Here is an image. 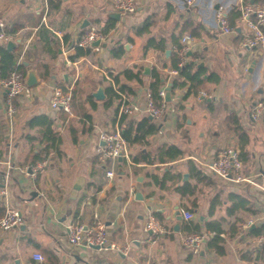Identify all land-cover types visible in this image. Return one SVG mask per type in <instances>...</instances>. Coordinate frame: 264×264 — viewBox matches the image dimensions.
Here are the masks:
<instances>
[{"label":"crops","instance_id":"obj_1","mask_svg":"<svg viewBox=\"0 0 264 264\" xmlns=\"http://www.w3.org/2000/svg\"><path fill=\"white\" fill-rule=\"evenodd\" d=\"M248 1L264 5V0ZM244 2L198 0L188 6L182 0H138L137 11L118 20L107 16L117 12L112 0H51L44 20L43 0H0V17L15 31L12 51L18 64L25 67V76L33 68L39 78L29 94L15 100L13 119L6 114L7 89L0 84V204L5 213L19 210L25 221L10 231L0 230V264L264 263V257L256 259L262 242L250 234L251 226L243 228L248 221L257 226L264 222V114L257 119L251 115L252 107L264 99V50L243 45L247 29L233 12ZM220 8L234 28L231 34L221 32L216 19ZM187 20L197 23L196 35ZM147 22V31L139 33ZM92 28L107 31L106 46L72 59L73 45ZM183 36L191 38L188 61L218 80L206 81L197 94L188 96V88H172L169 107L175 111L156 120L144 112L152 72L156 68L162 73L165 86L172 82L170 58L178 48L174 40L182 44ZM150 39L164 40L165 48L147 47ZM7 43L0 45L7 48ZM118 47L124 52L115 55ZM125 69L141 71L142 82L121 75L117 83L112 74ZM122 84L132 88L126 93L141 107L126 116V122L148 117L158 131L144 143H129L130 160L119 158L107 166L99 154L101 133L122 126L120 97L111 99L107 90ZM67 85L74 86L71 114L50 104L54 89ZM101 85L106 97L97 99L93 93ZM44 115L53 121L57 149L33 174L32 167L42 163L33 160L45 146V126L38 120ZM164 144L177 145L183 156L162 163L134 162L141 152L156 157ZM227 147L240 151L244 175L254 184L230 182L203 167ZM8 163L13 166L10 177L5 176ZM108 168L114 169L113 178L107 177ZM78 180L83 183L74 198ZM137 192L143 199L136 198ZM178 210L191 211L206 236L198 252L183 244L191 232L184 218L177 219ZM151 215L161 225L157 234L145 230ZM211 221L225 231L224 254L207 246ZM71 222L104 224L112 246L100 250L70 244L66 228ZM35 253L43 254L45 261L35 260Z\"/></svg>","mask_w":264,"mask_h":264},{"label":"built area","instance_id":"obj_2","mask_svg":"<svg viewBox=\"0 0 264 264\" xmlns=\"http://www.w3.org/2000/svg\"><path fill=\"white\" fill-rule=\"evenodd\" d=\"M188 6H193L198 0H182ZM114 9L121 14H132L137 11L138 0H112ZM51 0H43L44 20L46 15L50 11ZM240 21L246 27L247 32L243 38V45L248 48L264 50V5L244 2L240 5ZM216 19L220 25L222 34H231L234 32V28L228 21V16L223 9H218L216 12ZM106 35L96 28L88 30L83 36H81L77 45L84 49H93V42L100 40L103 42ZM15 34L7 31V25L2 17H0V42L7 43L15 40ZM190 36L182 37V44L177 48V52L180 55L179 66L184 65L188 61V52L190 51ZM172 76L178 75V70L173 69L170 71ZM107 77L113 82V77L107 74ZM25 74L20 70L15 69L11 75L0 81V84L7 89L5 96V108L6 114L9 119H13L17 111L16 99L23 94H29L31 87L27 86L25 82ZM114 83V82H113ZM166 87H163L159 91V98L155 99L152 93L149 91L146 95V106L144 112L159 120L164 117L167 112L175 111L174 108L169 107V102L166 100ZM73 85H67L65 87H57L54 89L51 97V107L56 111H63L71 114L73 112ZM115 91L119 94V117L132 116L134 113L141 110L140 105L133 99V97L126 92L120 91L115 85ZM264 114V99L257 102L251 111V115L254 119L260 118ZM102 145L99 148V154L102 162L109 166L113 164L117 159L126 158L130 160L129 142L123 136L122 126L116 124V127L112 130L101 133ZM1 156V147H0ZM0 163L3 161L0 158ZM48 163L46 161L38 164L33 168V174H37L39 170L44 168ZM209 172L215 174L221 179L230 182L247 181L249 183H255L254 180L247 178L244 175V164L241 159L240 151L235 147H227L221 150L218 155L203 163ZM13 166L8 163L5 171V176L10 177V173ZM27 170V168H25ZM115 171L113 168L107 169V177L113 178ZM264 178V176H263ZM264 189V180L263 186ZM182 216L185 221H190L194 218V214L189 210H183ZM25 223L24 216L17 209H9L4 216L0 218V230L7 232L13 228H18ZM253 225V221H248L243 225V228H249ZM67 238L70 244L74 246L86 245L92 248V246H100V250L110 248L108 246L109 237L104 224H96L94 226H88L80 222H71L67 225ZM161 225L159 221L154 217L150 216L147 220L145 230L152 231L155 234L160 232ZM205 239V236L198 233L186 234L183 239V244L186 248L198 252L200 246ZM260 242H264V234L259 237ZM121 252H126V248H120ZM34 259L40 263L45 261V257L41 253H35ZM148 264V263H138Z\"/></svg>","mask_w":264,"mask_h":264},{"label":"trees","instance_id":"obj_3","mask_svg":"<svg viewBox=\"0 0 264 264\" xmlns=\"http://www.w3.org/2000/svg\"><path fill=\"white\" fill-rule=\"evenodd\" d=\"M245 2H248V0H245ZM236 14V16L240 15V10H235L233 12ZM194 21L187 20L186 26L187 28L192 27V34L196 35V31H198L199 27L198 25H195ZM114 24H111L109 26L113 27ZM150 23L147 22L143 27L138 29L139 33H142L144 31H147ZM7 31L9 33L15 34L14 29L7 28ZM107 31L105 30L103 33L105 34ZM66 43L71 45V41H69L68 35L65 36ZM176 42L177 47H180L181 44L176 41V38L174 40ZM70 42V43H69ZM75 49V54L71 56L72 59H75L76 57L83 56L90 53L89 49H84L80 46L73 45ZM147 47H154L157 49H164V40H156V39H150V41L147 43ZM115 55L122 54L124 52L123 47L115 48ZM171 66L173 69L178 70V75L172 78V88H188L187 96L194 93L197 94L199 89L204 85L206 81L211 80H218V77L215 75H208L206 76V68L204 67H197L195 63L192 61H187L184 65L179 66L180 63V55L179 53H174L171 56ZM18 69L22 71L24 74H26V69L23 66V64H18V58L14 51H10L6 48L5 45H0V79H6L8 78L11 73ZM115 81L117 83H120V76L123 75L125 78L129 80L136 79L139 82H142L141 77V71H134L133 69H125L123 72L118 74H112ZM162 73L154 68L152 72V82L149 86V90L154 96L155 99L159 98V91L161 88L165 86V79L162 78ZM207 77V78H206ZM169 79L168 77L166 80ZM120 91L123 92H131L132 88L128 87L126 84H122L119 88ZM109 96L111 99L113 97H119V94L114 90V88L109 87L107 90ZM39 122L45 126L44 130V148L36 153L34 155L33 163L37 164L38 162H42L43 160L50 157L51 150L57 149V133L53 130L52 125L53 121L49 119L47 116H40L38 118ZM127 117L123 116L121 118V124H122V133L123 136L126 138V140L130 144L134 143H144L147 139L148 135L154 134L158 131V125L154 122H152L148 117L141 118L138 121L135 120H128L126 122ZM126 122V123H125ZM183 156V151L175 144H164L162 145L157 152L156 157H152L151 154H145L143 152L140 153V155H136L133 157L134 162H141L146 161L148 163H154V161L159 160V162H167V161H173ZM242 159V157H241ZM243 161V159H242ZM239 204V203H238ZM5 213V208L0 204V215ZM186 229L188 232L191 233H198L203 234V231L201 230L200 224L196 223L194 221V218L190 221H186L185 223ZM225 233L224 229L222 228L221 224L217 221H211L207 223V231L206 234L209 238L207 242V246L214 250L215 252L219 254H224L226 252L225 250V238L222 236V234ZM213 234V236H211ZM250 234L255 237H261L264 234V222L255 228H253L250 231ZM205 236V235H204ZM206 237V236H205ZM264 257V242H262V245L257 249V256L256 259L259 260L260 258ZM264 264V263H263Z\"/></svg>","mask_w":264,"mask_h":264},{"label":"water","instance_id":"obj_4","mask_svg":"<svg viewBox=\"0 0 264 264\" xmlns=\"http://www.w3.org/2000/svg\"><path fill=\"white\" fill-rule=\"evenodd\" d=\"M107 16L119 20L120 17H121V13H120V12H110ZM86 23H88V22H87V21L84 22V25H86ZM101 44H102L103 46H106V44L103 43V42H101L100 40H97V41L93 42V46H94V47L100 46ZM15 48H16V41H9V42L7 43V49H8V50L12 51V50H14ZM170 53H171V50H170V49L166 50V55H167V56H169ZM202 65H203V64H202ZM146 72L149 73V68H146ZM25 82H26L27 86H29V87L35 86V85L39 82V78H38V76L36 75V71H35V69L30 68V69L28 70V73H27L26 78H25ZM166 90H167V92H166V100H167L168 102H170V101L172 100V93H171V90H172V83H170V84L166 87ZM93 94H94V96H95L97 99H104V98L106 97V93H105V88H104V86L101 85V86L97 89V91H95ZM120 159H121V157H120ZM82 183H83L82 180H78V181L76 182V184H75V186H74V190H73L72 197L75 198V196H76L77 193H78V190H79V189L81 188V186H82ZM4 186H5V185L2 184V187H4ZM1 198H3V197L0 195V199H1ZM136 198H138V199H143V196H142V194H141L140 192H137V194H136ZM177 219H178L179 221H181V220L183 219V216H182V214H181V211H179V210L177 211ZM179 227H180V224L177 223V224L175 225V229L178 231V230H179ZM255 227H256L255 224L252 225L251 228H250V230H252V229L255 228ZM206 241H207V239H204V242H206ZM108 246H110V242L108 243ZM92 248L100 249V246L95 245V246H92Z\"/></svg>","mask_w":264,"mask_h":264},{"label":"rangeland","instance_id":"obj_5","mask_svg":"<svg viewBox=\"0 0 264 264\" xmlns=\"http://www.w3.org/2000/svg\"><path fill=\"white\" fill-rule=\"evenodd\" d=\"M227 184V183H226ZM229 185V184H228Z\"/></svg>","mask_w":264,"mask_h":264}]
</instances>
